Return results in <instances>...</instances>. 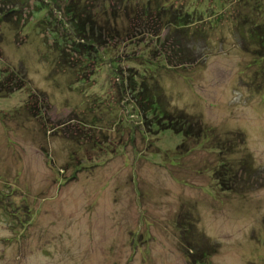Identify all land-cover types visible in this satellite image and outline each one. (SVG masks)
Segmentation results:
<instances>
[{
  "label": "rangeland",
  "instance_id": "1",
  "mask_svg": "<svg viewBox=\"0 0 264 264\" xmlns=\"http://www.w3.org/2000/svg\"><path fill=\"white\" fill-rule=\"evenodd\" d=\"M195 3L211 14L208 1ZM61 8L28 0L0 22V86L23 83L0 87V264H200L203 252L207 264H264V96L253 85L261 53L244 48L237 22L225 10L215 26L201 18L205 38L195 36L196 59L185 64L173 36L151 31L127 50L166 68L122 62L114 76L93 54L80 64L71 46L69 59L58 57L53 33H70ZM129 68L140 82L159 78L166 111L202 121L201 138L163 120L150 132L131 91L120 110ZM135 126L143 133L132 143ZM222 160L234 170L221 169L224 178ZM235 174L250 179L238 186Z\"/></svg>",
  "mask_w": 264,
  "mask_h": 264
},
{
  "label": "trees",
  "instance_id": "2",
  "mask_svg": "<svg viewBox=\"0 0 264 264\" xmlns=\"http://www.w3.org/2000/svg\"><path fill=\"white\" fill-rule=\"evenodd\" d=\"M52 1L56 4L59 3V5L60 1L62 2L61 10H63V14L66 16V22L68 23L70 30L69 34L66 31L53 33L55 36V43L53 46L63 54V56L58 57L63 61V59L68 56L67 53H71L72 48V51L77 53L75 58L79 57V63L81 64L83 63V60L92 58L93 54V57L95 58L92 59V61H98L102 64L109 63L110 66L108 69V74H113L114 76H118L119 74L123 75V73H125L124 70H121L119 67L122 62H135L142 64L143 66H149L150 69L159 68L161 70L162 68H166L164 66H160V63H156L155 61L145 57V55L131 54L129 53V50H127V46H129L131 41L138 42L139 39L142 40L144 36H147V34L151 31L159 39H169L170 36H173V43L170 46L173 48L172 52H174L176 57L179 54L182 55L180 61L182 64H185V60L182 58H187L188 56H192L194 58L196 57L194 56L196 52L193 49L189 50L191 47L197 48L194 47L195 45L193 44L196 41L194 40L196 38L195 36L199 35L198 37H200V39L203 37L205 38L207 24L204 25V22L201 23V18H203V20L214 21L211 22L210 26H215L227 16L223 13L220 18L212 17L215 16L217 12L225 10V13L228 15V17L233 18V20L237 22L236 25L238 26L239 31H242L240 34L244 39H241V41H243L244 48L246 49L249 47H255L257 49V52L255 53H261L255 62L257 71L253 76V81L255 83H252L255 89L257 88L259 91H261L260 94L264 96V68L262 65L264 60V0H215V7H212L213 1L211 2L210 0H206L209 2V5H211L209 8L212 12L209 15H205V13H208V10L200 5H196V0H191L189 4L173 3L171 0ZM3 2V6L5 8H3L4 12L0 15V22L6 21L10 14L17 13L19 11V7H22V4L24 2H28V0H3ZM49 8H52L50 4ZM230 8L232 11L227 13V10ZM109 13L112 15V17ZM167 15H170L172 20H170L169 23L166 22L163 25L161 18ZM108 16L111 17V19ZM101 18L103 19L105 26L101 22ZM121 20L124 23L129 22L128 25L125 26L127 28H125L126 30L121 29L120 25L118 24ZM148 21L152 22L151 30L145 32L144 24H146ZM158 25L159 27L162 25L163 28L155 30L153 27H158ZM163 30L166 31L168 35H161ZM63 39L68 40L69 42H66L64 46L60 47L59 43H62ZM143 42L147 43L145 40ZM69 46H71V48ZM123 46H126L125 50L127 52L125 53L119 50L121 49L120 47ZM108 49H110V51ZM156 51L157 50H155V53H157ZM67 59L69 58L67 57ZM132 69L133 68H129V72H126L128 76H122L121 78L122 83L119 93L122 95L121 100L123 101L120 100V102H122V105H120V110L123 108L126 109L127 103L129 101V95L126 94V92L131 91L134 94L137 105L140 106L141 110L144 112L143 117L148 119L147 126L149 127L150 132L151 129H158V127L162 125L161 121L163 120V123H165L164 126L168 125L167 127L169 129H174L178 133H185L186 136L195 135L201 138L204 131L203 122L199 119L190 120L193 118L188 117V115L184 114L183 112L175 113L174 115H172V112L168 113L163 106V97H165V93L160 86L159 78L155 81H153V79H151V81L143 79L140 82L135 78L136 74ZM118 70L120 71L119 74ZM9 79H11L9 82H5V86L8 87V91L2 87L3 82L0 86L8 93H11L12 90H17L23 86L22 82L19 83L18 81H13L14 78ZM125 82L128 83L129 88L124 86ZM130 83L131 88L129 86ZM9 84H12V86ZM107 105L111 106V101ZM114 108L116 109V107ZM132 112L127 113L129 114V120L131 116L130 114ZM133 113L135 114V112ZM152 113L154 116L149 118L148 116ZM191 121H195L197 126L194 127L191 125ZM178 123L180 127H177ZM110 128L113 129L114 127ZM132 131L134 134L130 137V141L133 143L134 140L137 139L136 135L138 133H143V131L140 126H135L134 130ZM75 143H77V139L75 140ZM229 145L235 146L231 143ZM242 165H244L245 168L247 167L245 162H242ZM223 168L226 169L224 160H222V165L220 166L218 173L223 171L221 170ZM232 168L233 167L230 166L226 170L233 173L234 170L232 171ZM226 170L224 171L227 172ZM224 171L220 175L222 178L225 176ZM255 173H257V170ZM235 176L236 185L238 186L240 185L239 182L244 181V183H246L250 179V177L247 179L246 177L239 176L237 174H235ZM224 184L229 186L228 188L235 187L231 183ZM180 223L182 230H188L187 225H185L187 222ZM186 240L188 241V245L191 247V254H196L194 250L196 245L192 243L190 237H188ZM200 254V257H202L200 258V264H207L204 259L207 258L208 254L206 252Z\"/></svg>",
  "mask_w": 264,
  "mask_h": 264
}]
</instances>
